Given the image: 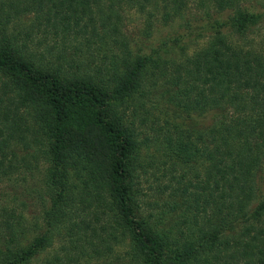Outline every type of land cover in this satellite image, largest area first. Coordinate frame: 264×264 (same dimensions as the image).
<instances>
[{
  "label": "trees",
  "instance_id": "1",
  "mask_svg": "<svg viewBox=\"0 0 264 264\" xmlns=\"http://www.w3.org/2000/svg\"><path fill=\"white\" fill-rule=\"evenodd\" d=\"M241 1L0 0L2 28L31 16L25 42L41 48L0 33V179L44 164L42 226L26 242L0 209V264H264V49L246 43L264 13ZM191 7L207 20L186 22L187 35L210 39L177 62L115 38L130 12L168 23ZM145 84L187 127L161 137L188 171L160 189L171 206L143 216L137 185L152 160L117 108Z\"/></svg>",
  "mask_w": 264,
  "mask_h": 264
},
{
  "label": "rangeland",
  "instance_id": "2",
  "mask_svg": "<svg viewBox=\"0 0 264 264\" xmlns=\"http://www.w3.org/2000/svg\"><path fill=\"white\" fill-rule=\"evenodd\" d=\"M240 5L264 13V0H242ZM204 13L205 10H196L191 7V11L184 15V19H175L167 23L162 21L161 14L153 13L148 16L147 14L150 13L130 12L124 16V23L115 38L118 42L127 45V50L131 54L139 53L151 56L152 59L158 58L159 61L177 62L186 56H190L209 41V33L187 35L190 30L184 27L186 22L192 26L206 23L207 18ZM210 14L215 16L213 12ZM2 21L3 19H0V33H4L9 39L11 36L14 37L17 43H25L33 52L41 50L40 47L33 45L37 41L36 39L25 42L24 32L31 22V16L9 19L3 28ZM41 39L38 40L41 41ZM48 43L57 46L59 40H51ZM246 43H250V46L256 50L264 49V18L247 37ZM239 44L244 43L240 41ZM110 49L111 54L120 57V53L124 51L123 48L118 49L113 44L110 45ZM87 53H90L89 49L80 47L77 57L86 59V57L88 58ZM147 85L142 87L139 100H134L117 108L118 115L123 118L125 125L133 132L137 142L147 140L145 144L148 148L139 151L143 161H145V156H150V160H152L147 167L146 174L141 175L137 185L139 192L137 199L142 205L143 216L147 214L156 215L158 212L165 211L166 208H163L165 203L167 206H171L170 199H168L169 190L160 193V189L162 186L168 185L167 182L171 176L175 177L188 171L186 167L180 165L173 151L166 150L165 141L161 137L164 134L162 128L166 130L170 126L171 129L184 131L187 127L181 125L180 122L171 121L163 115V109L167 105L166 101L160 97L162 90L156 89V91L152 87L148 88ZM164 121L171 125L167 123L168 126H165ZM158 134L159 138H157ZM13 149L17 154H24L19 147L15 146ZM43 170L44 164H39L31 173H24L25 176L18 175L19 178H17V173L0 179V209H5L6 213L13 211L14 218L16 217V220L18 217L20 218L21 226L25 230L26 242L31 240L42 226L39 194L42 192L40 178L43 175ZM162 175L164 177H161ZM169 219L174 218L164 216L165 222ZM44 256L45 254H42L39 258L42 259Z\"/></svg>",
  "mask_w": 264,
  "mask_h": 264
}]
</instances>
